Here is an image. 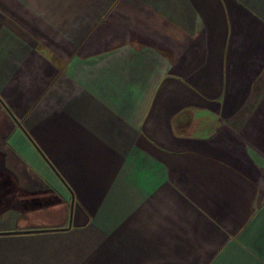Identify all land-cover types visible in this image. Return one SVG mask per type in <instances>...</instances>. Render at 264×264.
<instances>
[{"label":"crops","instance_id":"1","mask_svg":"<svg viewBox=\"0 0 264 264\" xmlns=\"http://www.w3.org/2000/svg\"><path fill=\"white\" fill-rule=\"evenodd\" d=\"M0 264H264V0H0Z\"/></svg>","mask_w":264,"mask_h":264},{"label":"rangeland","instance_id":"2","mask_svg":"<svg viewBox=\"0 0 264 264\" xmlns=\"http://www.w3.org/2000/svg\"><path fill=\"white\" fill-rule=\"evenodd\" d=\"M4 108H2L1 104H0V155L3 152V139H2V135L5 133L6 128L5 127V123H6V118H5V113H4ZM3 166L2 163V156H0V168ZM3 185L2 182V176H0V186Z\"/></svg>","mask_w":264,"mask_h":264},{"label":"trees","instance_id":"3","mask_svg":"<svg viewBox=\"0 0 264 264\" xmlns=\"http://www.w3.org/2000/svg\"><path fill=\"white\" fill-rule=\"evenodd\" d=\"M3 146V145H2Z\"/></svg>","mask_w":264,"mask_h":264}]
</instances>
